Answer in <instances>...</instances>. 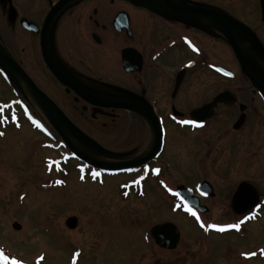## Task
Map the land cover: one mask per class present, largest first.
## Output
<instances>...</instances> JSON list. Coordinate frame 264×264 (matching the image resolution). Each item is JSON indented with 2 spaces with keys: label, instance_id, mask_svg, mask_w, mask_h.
<instances>
[{
  "label": "flooded vegetation",
  "instance_id": "obj_1",
  "mask_svg": "<svg viewBox=\"0 0 264 264\" xmlns=\"http://www.w3.org/2000/svg\"><path fill=\"white\" fill-rule=\"evenodd\" d=\"M234 45L264 71V0H0V86L13 95L7 101L0 98V113L12 110L16 116L0 119V137L25 122L51 141L53 153L76 163L58 169L59 181L67 182L72 169L86 183L124 178L118 183L122 199L162 206L176 198L198 224L216 200L213 182L204 178L185 187L205 209L201 213L178 197V187H171L167 178L168 137H188L196 147L187 148L186 156L193 150L199 165L201 159L204 167L211 165L207 159L214 154L212 161L226 162L229 175L241 161L243 178L226 204L235 217L228 218L240 224L245 240L248 228L262 227L264 221V93L239 63ZM44 46L80 94L57 78ZM6 61L58 108L65 117L61 122L51 123L40 104L14 84L12 78L20 81L17 71L5 66L6 71L1 64ZM29 62H35V77L25 68ZM105 101L137 109L102 107ZM215 101L210 118L193 120L194 111ZM63 137L94 159L135 164L119 172L99 170L75 156ZM260 169L258 175L255 170ZM241 185L237 210L243 213L237 214L232 203ZM70 218L77 219L74 229L67 226ZM78 223V217L70 216L65 226L75 231ZM256 245L239 253L245 264H264V243Z\"/></svg>",
  "mask_w": 264,
  "mask_h": 264
},
{
  "label": "rangeland",
  "instance_id": "obj_2",
  "mask_svg": "<svg viewBox=\"0 0 264 264\" xmlns=\"http://www.w3.org/2000/svg\"><path fill=\"white\" fill-rule=\"evenodd\" d=\"M25 68L34 75L35 62L25 63ZM248 93L250 99L252 95ZM12 97L8 87L0 86L3 101ZM256 104L260 106V100L256 99ZM2 118L14 120L16 116L8 110L0 113ZM50 146L48 138L36 134L25 122L23 128H7L0 137V248L16 261L25 264H245L239 253L264 243V221L259 228L251 225L245 240L241 238L240 228L233 232L210 227L237 224L227 216L235 218L226 199L243 178L238 159L237 172L228 175L226 162L212 161L214 154L207 159L212 166L207 163L205 167L202 159L200 165L195 163L193 150L186 156L187 148L196 147L188 137L176 134L168 137L165 159L171 187L194 185L206 178L217 188L211 212L205 216L209 222L199 217L201 222L197 224L176 198L162 206L133 201L132 197L122 199L118 183L125 181L124 178L107 179L102 184L86 183L72 169L67 182L58 183V169L74 168L76 163L69 162L64 154L53 153ZM261 162L263 159H259ZM255 172L262 173L261 169ZM70 216L79 219L75 231H68L65 226ZM165 222L174 223L181 232V240L174 250L157 247L150 236L152 227ZM14 223L20 224L21 230H14Z\"/></svg>",
  "mask_w": 264,
  "mask_h": 264
},
{
  "label": "water",
  "instance_id": "obj_3",
  "mask_svg": "<svg viewBox=\"0 0 264 264\" xmlns=\"http://www.w3.org/2000/svg\"><path fill=\"white\" fill-rule=\"evenodd\" d=\"M199 14L203 15L205 14L204 11L200 10ZM217 25L218 22H217ZM221 25H219L220 27ZM222 27V26H221ZM234 48L236 50L237 58L243 69L250 74L254 81L257 83V85L260 87L262 92L264 93V71L255 63L251 57L247 56L243 52H237V46L234 45ZM44 55H45V60L49 67L54 71L55 74H57V78L64 82L65 84L70 85L73 87V89L76 90L78 94L81 93L80 87L74 82V80L69 77L58 65L55 63L50 49L48 47L44 46ZM3 65L4 69L5 66L8 68V71L15 70L17 71L18 74V79L20 81H15L13 78L11 80L14 81V84L22 91L25 93L23 86H25V89L29 93V95L32 97V99L35 100L40 104V106H37L41 112L45 115V117L53 124H57L58 122H61L59 120H63L65 117L63 114L58 110L56 106H51L50 100H48L47 97H45L37 88H35V84L32 82V80L20 69V68H15V65L10 62L6 61L1 62ZM6 70V69H5ZM7 71V70H6ZM22 83L24 85H22ZM218 101H215L211 103L210 105L201 107L200 109H197L196 111L193 112L192 118L196 122H203L206 119L210 118L211 110L217 105ZM104 104V103H103ZM107 106H102V107H107V108H121L125 110H130V111H136V106H130L128 103H111L108 101H105V104ZM115 105V106H113ZM143 115L149 119H152L153 121H156L155 116L153 115L152 112L147 113L146 111L143 112ZM157 127V125H156ZM61 135H63L61 133ZM64 136V135H63ZM64 138V137H63ZM160 135L158 134L156 137V144L159 143L160 141ZM65 142L70 146V149L74 152V154L81 160L87 162L89 165L92 167H95L99 170H104V171H123L128 168H131L134 166L135 163L133 162H125V163H109L105 161H100L97 159H94L88 155H86L84 152H82L80 149H78L68 138H64ZM150 158H146L144 160H140L138 163H145L149 160ZM243 185H241L236 192V195L234 197V201L232 203L233 210L237 214L243 213L242 210H237L238 207H240L239 200L242 199L243 195ZM177 194L180 199L183 200L185 204L188 206H191L202 213L205 212V209L199 205V202L197 199H195L192 195V191L185 188V187H179L177 189ZM252 207V206H251ZM77 224V219L76 218H70L67 221V226L69 229H74ZM13 229L16 231L21 230V225L18 223L13 224ZM150 235L153 238L155 244L162 249L166 250H174L177 248L180 239H181V233L178 227L172 223V222H166L163 224H159L154 226L151 231ZM0 253H2V256H6L8 259L5 260L2 257H0V264H14L11 259L0 249Z\"/></svg>",
  "mask_w": 264,
  "mask_h": 264
},
{
  "label": "snow or ice",
  "instance_id": "obj_4",
  "mask_svg": "<svg viewBox=\"0 0 264 264\" xmlns=\"http://www.w3.org/2000/svg\"><path fill=\"white\" fill-rule=\"evenodd\" d=\"M194 123V122H192ZM2 134V133H0ZM157 172L159 171V169L156 170ZM58 183H64L63 181H59ZM189 211H191V209H189ZM195 215V213H194ZM211 228H215L218 229L219 231H224L225 229L228 228H236L239 229L240 228V224H229V225H217V224H213L210 225ZM0 257H2L3 259L7 260L8 258L6 256H2V253H0Z\"/></svg>",
  "mask_w": 264,
  "mask_h": 264
},
{
  "label": "bare ground",
  "instance_id": "obj_5",
  "mask_svg": "<svg viewBox=\"0 0 264 264\" xmlns=\"http://www.w3.org/2000/svg\"><path fill=\"white\" fill-rule=\"evenodd\" d=\"M25 93L28 95V98L31 100L32 103H35L34 100L32 99V97L29 95V93L27 92V90L25 89V87L23 86Z\"/></svg>",
  "mask_w": 264,
  "mask_h": 264
}]
</instances>
